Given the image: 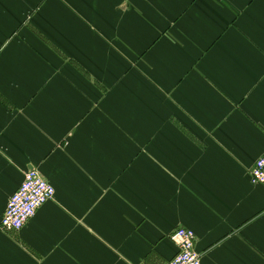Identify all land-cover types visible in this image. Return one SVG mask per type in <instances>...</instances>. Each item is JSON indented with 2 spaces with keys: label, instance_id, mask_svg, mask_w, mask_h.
I'll return each mask as SVG.
<instances>
[{
  "label": "crops",
  "instance_id": "0c3cea01",
  "mask_svg": "<svg viewBox=\"0 0 264 264\" xmlns=\"http://www.w3.org/2000/svg\"><path fill=\"white\" fill-rule=\"evenodd\" d=\"M263 154L264 0H0V264H264Z\"/></svg>",
  "mask_w": 264,
  "mask_h": 264
},
{
  "label": "built area",
  "instance_id": "2783aa9c",
  "mask_svg": "<svg viewBox=\"0 0 264 264\" xmlns=\"http://www.w3.org/2000/svg\"><path fill=\"white\" fill-rule=\"evenodd\" d=\"M250 178L254 184L264 183V154L257 159ZM55 194L53 184L38 170H28L21 185L9 198L1 219L2 228L20 231ZM170 238L178 246V252L168 264H202V256L196 249L194 230L179 227L171 233Z\"/></svg>",
  "mask_w": 264,
  "mask_h": 264
},
{
  "label": "rangeland",
  "instance_id": "374dc122",
  "mask_svg": "<svg viewBox=\"0 0 264 264\" xmlns=\"http://www.w3.org/2000/svg\"><path fill=\"white\" fill-rule=\"evenodd\" d=\"M139 72H140L139 70L133 71V77H134V79L137 82V87L138 88H140V84H141L140 77H139ZM117 77L122 78L119 75H117ZM147 84H148V86H150L151 84L154 85V81L153 80L151 81L150 79H148ZM148 118H149L150 121H152V124H155L154 115L148 114Z\"/></svg>",
  "mask_w": 264,
  "mask_h": 264
}]
</instances>
